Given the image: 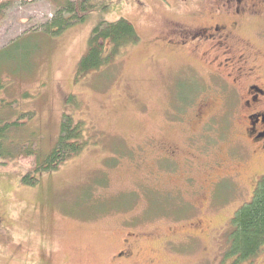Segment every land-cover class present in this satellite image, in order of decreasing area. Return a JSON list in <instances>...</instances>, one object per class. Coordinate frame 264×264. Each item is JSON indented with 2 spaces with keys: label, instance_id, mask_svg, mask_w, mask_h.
<instances>
[{
  "label": "rangeland",
  "instance_id": "374dc122",
  "mask_svg": "<svg viewBox=\"0 0 264 264\" xmlns=\"http://www.w3.org/2000/svg\"><path fill=\"white\" fill-rule=\"evenodd\" d=\"M9 1L0 99L35 114L14 135L47 154L70 114L88 143L37 185L22 181L30 159L0 158V264H114L130 232L126 264H234L224 258L232 218L252 199L264 155L238 138L241 109L214 89L220 66L164 41L174 23H198L204 1L102 0L57 35L43 30L62 0ZM120 19L139 39L80 70L95 27ZM243 36L264 75V42ZM236 264H264V248Z\"/></svg>",
  "mask_w": 264,
  "mask_h": 264
},
{
  "label": "trees",
  "instance_id": "16d2710c",
  "mask_svg": "<svg viewBox=\"0 0 264 264\" xmlns=\"http://www.w3.org/2000/svg\"><path fill=\"white\" fill-rule=\"evenodd\" d=\"M100 2L102 0H62L53 18L44 25L43 32L57 35L76 23L84 22ZM10 3L9 0L0 3V13ZM138 39L134 25L126 19L110 23L105 29L99 24L90 38L87 54L80 61V70L99 68L110 62V54L115 56L122 46ZM16 103L0 99V158L30 159L31 169L22 181L28 185H37L43 172L58 169L70 156L82 151L88 142L83 140V125L74 122L72 115L66 114L52 149L47 154L40 153L32 140L14 135L24 131L35 117L34 111L18 112L15 109ZM4 109L12 111L14 118L3 117L1 111ZM228 242L224 258H233L234 264L257 256L264 248V175L252 199L242 205L232 218Z\"/></svg>",
  "mask_w": 264,
  "mask_h": 264
},
{
  "label": "flooded vegetation",
  "instance_id": "af4514ba",
  "mask_svg": "<svg viewBox=\"0 0 264 264\" xmlns=\"http://www.w3.org/2000/svg\"><path fill=\"white\" fill-rule=\"evenodd\" d=\"M203 1L209 10L192 15L200 21L174 23L164 41L191 57L207 60L208 65L220 66L224 72L216 79L219 88L214 85V89L226 94L231 110L241 109L238 138L264 155L263 68L251 42L243 36L249 30L257 41L264 42V0ZM207 91H211L209 86ZM206 154L213 156L212 152ZM127 236L124 249L112 255L114 264H126L134 257L130 238L135 234Z\"/></svg>",
  "mask_w": 264,
  "mask_h": 264
}]
</instances>
